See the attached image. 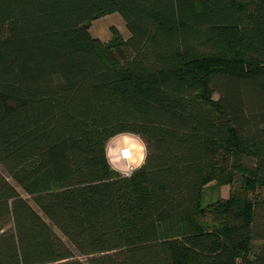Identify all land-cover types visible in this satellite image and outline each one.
Returning a JSON list of instances; mask_svg holds the SVG:
<instances>
[{
  "label": "trees",
  "instance_id": "1",
  "mask_svg": "<svg viewBox=\"0 0 264 264\" xmlns=\"http://www.w3.org/2000/svg\"><path fill=\"white\" fill-rule=\"evenodd\" d=\"M115 12L129 35L91 36ZM58 260L264 264V0H0V264Z\"/></svg>",
  "mask_w": 264,
  "mask_h": 264
},
{
  "label": "clouds",
  "instance_id": "2",
  "mask_svg": "<svg viewBox=\"0 0 264 264\" xmlns=\"http://www.w3.org/2000/svg\"><path fill=\"white\" fill-rule=\"evenodd\" d=\"M104 160L109 170L120 178H130L148 161L150 148L142 134L120 131L110 135L103 144ZM55 264H64L56 261Z\"/></svg>",
  "mask_w": 264,
  "mask_h": 264
},
{
  "label": "rangeland",
  "instance_id": "3",
  "mask_svg": "<svg viewBox=\"0 0 264 264\" xmlns=\"http://www.w3.org/2000/svg\"><path fill=\"white\" fill-rule=\"evenodd\" d=\"M112 26L117 28L122 36L127 37L129 35L123 18L117 12L94 20L89 32L91 36L107 41L111 37L110 27ZM240 186L241 184L237 180L230 184H219L215 179H210L203 187L202 203L209 204L216 200L228 198L230 193L237 190ZM19 191L23 194L20 189ZM170 228L178 230L180 229V224L174 221ZM78 257L84 260L83 257Z\"/></svg>",
  "mask_w": 264,
  "mask_h": 264
}]
</instances>
